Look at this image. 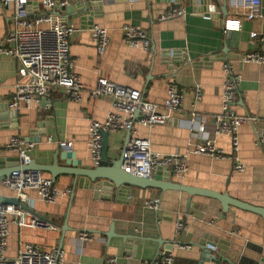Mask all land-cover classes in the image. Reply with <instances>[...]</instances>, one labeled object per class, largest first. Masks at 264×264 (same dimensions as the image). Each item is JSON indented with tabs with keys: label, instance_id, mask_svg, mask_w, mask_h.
<instances>
[{
	"label": "crops",
	"instance_id": "1",
	"mask_svg": "<svg viewBox=\"0 0 264 264\" xmlns=\"http://www.w3.org/2000/svg\"><path fill=\"white\" fill-rule=\"evenodd\" d=\"M223 1L97 0L92 4L94 9L90 4L86 13H79L80 0H68L66 9H58V13L75 30L69 56L85 89L81 100L74 102L62 91H53L39 104L13 108L10 100L15 92L17 63L0 54V158L16 157L7 151L6 144L10 137L17 136L34 143L30 157L36 165L50 167L56 162L60 168L68 167L57 154L58 141H65L72 143L71 165L93 169L88 127L91 121L102 122L112 111L107 98L93 99L87 93L97 80L103 78L140 91L147 102L160 107V112L168 85L175 83L183 95L182 113L172 115L164 125H134L135 136L148 140L153 153L186 155L188 170L178 178L170 175L172 183L226 194L264 209V150L254 142L253 125L246 123L237 132L242 172L234 170L230 159L193 153L204 139L213 140L226 154L231 152L230 137L216 134L213 121L207 120L221 109L224 61L241 79L234 112L254 116L256 127L264 126V64L240 60L243 53L252 49L249 34L264 32V5L259 18L243 21L247 10L230 4L224 10ZM179 9L184 11L182 15L160 20L165 13ZM10 18L11 10L0 7V45L10 27ZM229 20L242 21L241 28L225 33ZM93 25L104 28L109 38L101 57L90 37ZM125 25L143 30L150 38V49L125 45ZM257 47L264 52V43ZM196 91L200 95L198 101L194 99ZM193 118L203 123V133L187 128ZM125 137V133L109 134L110 162L120 158ZM40 177L52 181L49 172ZM74 181L72 176H57L53 187L58 196L52 203L42 201L34 190L26 191L28 207L36 215L46 217L52 227H19L11 222L6 257L14 258L25 244L38 245L45 251L60 248L62 264H102L108 257L116 258L118 264H139L153 260L169 245L173 264H230L242 258L254 261L264 257V248L261 254L253 249L263 243L262 219L253 213L230 208L223 216L217 200L198 195L189 198L186 193L172 190L131 187L129 195H121L102 188L95 191L84 178H78L73 189ZM0 196L16 197V192L0 183ZM154 198L160 200L157 210L144 206ZM65 221L67 230L61 241ZM177 223L183 224L181 230H177ZM79 233L90 234L91 240H79ZM211 242H218L222 250L214 248L211 255H204L200 245L208 247ZM178 244L189 248L180 249ZM215 251L230 262H216Z\"/></svg>",
	"mask_w": 264,
	"mask_h": 264
},
{
	"label": "built area",
	"instance_id": "2",
	"mask_svg": "<svg viewBox=\"0 0 264 264\" xmlns=\"http://www.w3.org/2000/svg\"><path fill=\"white\" fill-rule=\"evenodd\" d=\"M233 7L246 9L243 21H252L260 17L263 0H230ZM68 6V0H0V7L11 10L10 27L0 45V54L13 58L17 63L15 92L10 100L13 108L22 105L39 104L53 91H62L67 99L78 102L81 100L84 86L80 77L74 72V62L69 56L70 38L75 30L58 13V9ZM182 9L168 12L160 17L167 20L182 15ZM242 21H226L224 32L238 31ZM92 43L101 57L108 45L107 31L93 25L90 29ZM252 49L240 56L243 63L264 64V52L258 49V43H264V32L249 34ZM122 42L143 50L150 49V38L147 34L132 25L122 28ZM223 83L222 99L219 114L207 120H212L216 134H226L231 139V152L226 154L218 149L214 141L204 139L193 149L194 154L206 155L214 159H230L234 170L243 171L238 151L237 132L240 126L250 123L255 131V144L264 150V126L257 128V118L250 115H238L234 112L236 96L239 93L240 76L234 73L228 61L222 63ZM89 97L107 98L112 111L102 122L91 121L88 127V146L92 164L97 166L102 149V133H126L129 136L121 149V169L128 174L140 178H150L159 168L168 170L170 175L178 178L183 176L188 168L186 155H159L150 149L146 139L135 136L134 125L150 128L164 125L172 115L183 111V95L175 83L167 87V97L160 107L147 102L142 93L130 87L120 86L103 78L97 80L93 89L87 91ZM196 101L200 99L195 92ZM187 128L198 133L204 132V125L197 119H191ZM51 140L50 137L47 138ZM58 147L72 152V143L58 141ZM6 149L13 152L20 164L31 162L30 153L34 143L23 138L12 136L8 139ZM3 186L16 192L21 203L28 205L27 190H34L42 201L52 203L58 196L50 179H43L32 171L13 172L0 182ZM160 200L154 198L144 203V206L157 210ZM19 227H46L52 225L41 222L36 217L13 206H0V264H62L63 254L60 248L53 247L47 251L38 245L25 244L14 258L5 256L7 250L9 224ZM177 230L183 228L182 223L176 224ZM81 241L91 240L88 233L77 235ZM180 249L189 246L177 245ZM129 255H126V259ZM172 250L162 249L153 260L141 261L139 264H173ZM102 264H118L116 258H105Z\"/></svg>",
	"mask_w": 264,
	"mask_h": 264
},
{
	"label": "water",
	"instance_id": "3",
	"mask_svg": "<svg viewBox=\"0 0 264 264\" xmlns=\"http://www.w3.org/2000/svg\"><path fill=\"white\" fill-rule=\"evenodd\" d=\"M97 0H80V7H79V13H86L88 6L96 2ZM224 10L227 8V6L230 3V0H224ZM90 7L94 9L93 5ZM66 9V8H65ZM64 9V10H65ZM7 116V115H6ZM8 118V117H6ZM125 141L127 140L129 134L128 132L125 133ZM108 137L109 134L103 132L102 133V149H101V157L100 161L97 166H95L93 169H80L76 166H72V152L67 149H62L58 147L57 154L59 157H61L63 160L66 161V164L68 167H62L60 168L57 163L55 162L53 166L45 167V166H39L36 165L34 161H31L28 164H20L18 157L14 158H0V182L11 175L13 172H25V171H32L36 175H40L43 172H49L52 176V182L54 183L56 180V177L59 175H68L72 176L75 181L73 183V189L77 185V179L78 178H84L89 182V186H93L95 191L98 189H104V190H110L115 191L117 194H127L129 195V189L131 187L138 188V189H145V188H155L163 191L172 190L176 192H183L186 193L189 198L191 196H204L208 198H212L217 200L221 205V212L224 215H226L230 208L239 209L242 211L253 213L257 216H259L262 219L263 224V243L261 247L253 248L256 253L261 254L262 249L264 248V209L263 208H257L253 207L251 205H248L246 203L231 199L226 194H218L207 190L202 189H195L186 187L177 183H172L170 181V172L168 170H164L162 168H159L155 174H153L150 178H140L133 176L131 174L126 173L121 169V156L118 160L110 162L107 157V151H108ZM124 141V142H125ZM57 157H55L56 160ZM57 161V160H56ZM160 175H163L164 177H159ZM73 197V193L71 194V200ZM71 203V201H70ZM0 206H13L14 208H19L22 211L36 217L41 222L52 225L51 222H48L46 217L36 215L32 212L31 208L28 207V205L21 203L20 200L17 197H2L0 196ZM67 230L66 221L65 224L61 227V236L63 240L65 231ZM111 234V230H110ZM109 237V234L107 235ZM201 250L203 251L204 255L209 254L211 255L212 250L214 251V248L218 250H222V247L218 242H211V244L208 245V247L200 245ZM169 249H172V245L168 246ZM218 253V251H215ZM205 256H203L204 258ZM216 262H230L223 254L218 253L216 256ZM230 264H264V257H260L257 260L250 261L246 260L245 258L240 259L237 263H230Z\"/></svg>",
	"mask_w": 264,
	"mask_h": 264
}]
</instances>
